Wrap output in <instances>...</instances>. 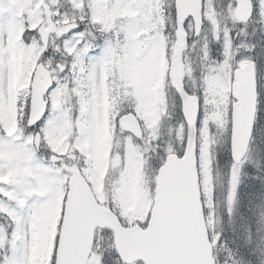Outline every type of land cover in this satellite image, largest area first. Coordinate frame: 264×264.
Wrapping results in <instances>:
<instances>
[{
  "label": "snow or ice",
  "instance_id": "obj_1",
  "mask_svg": "<svg viewBox=\"0 0 264 264\" xmlns=\"http://www.w3.org/2000/svg\"><path fill=\"white\" fill-rule=\"evenodd\" d=\"M0 264H264V0H0Z\"/></svg>",
  "mask_w": 264,
  "mask_h": 264
},
{
  "label": "water",
  "instance_id": "obj_2",
  "mask_svg": "<svg viewBox=\"0 0 264 264\" xmlns=\"http://www.w3.org/2000/svg\"><path fill=\"white\" fill-rule=\"evenodd\" d=\"M189 213H190V219L194 220L195 219V205L194 204L190 207Z\"/></svg>",
  "mask_w": 264,
  "mask_h": 264
}]
</instances>
